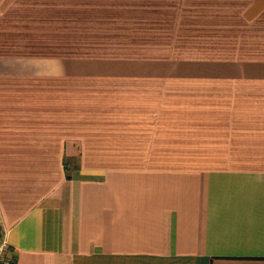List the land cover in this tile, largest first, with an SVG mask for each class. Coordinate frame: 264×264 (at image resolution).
<instances>
[{
  "label": "crops",
  "instance_id": "crops-1",
  "mask_svg": "<svg viewBox=\"0 0 264 264\" xmlns=\"http://www.w3.org/2000/svg\"><path fill=\"white\" fill-rule=\"evenodd\" d=\"M51 14L181 35L218 58L193 71L248 89L236 100L250 107L227 115L247 122L234 127L239 144L217 146L227 159L134 160L123 154L162 145L131 146L125 126L119 142L113 130L51 125L66 114L36 113L48 100L0 48V240L14 264H264V0H0V41L32 38Z\"/></svg>",
  "mask_w": 264,
  "mask_h": 264
},
{
  "label": "rangeland",
  "instance_id": "rangeland-1",
  "mask_svg": "<svg viewBox=\"0 0 264 264\" xmlns=\"http://www.w3.org/2000/svg\"><path fill=\"white\" fill-rule=\"evenodd\" d=\"M33 28L28 39L10 41L3 34L0 48L6 63L16 67L17 81L32 82V96L48 100L49 106L34 105L35 112L45 107L44 112L66 114L67 119H50L51 125L64 124L70 131L77 126L113 130L119 142L116 129L125 126L131 146L162 145L161 152L123 154L134 160L227 159L229 154L217 146H233L242 139L234 136V127L247 122L229 116L246 110L236 99L248 89L193 71L194 66L218 62L217 57H203L195 42L181 35L160 40L153 33L132 32L133 26L61 25L53 14L49 24ZM254 123L264 125L263 120ZM72 159L64 157L69 165Z\"/></svg>",
  "mask_w": 264,
  "mask_h": 264
},
{
  "label": "built area",
  "instance_id": "built-area-1",
  "mask_svg": "<svg viewBox=\"0 0 264 264\" xmlns=\"http://www.w3.org/2000/svg\"><path fill=\"white\" fill-rule=\"evenodd\" d=\"M0 264H14V258L5 237L0 240Z\"/></svg>",
  "mask_w": 264,
  "mask_h": 264
}]
</instances>
